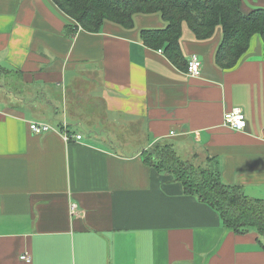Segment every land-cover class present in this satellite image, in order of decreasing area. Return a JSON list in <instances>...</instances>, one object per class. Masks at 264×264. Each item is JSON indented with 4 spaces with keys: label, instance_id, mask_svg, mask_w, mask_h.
I'll list each match as a JSON object with an SVG mask.
<instances>
[{
    "label": "crops",
    "instance_id": "crops-1",
    "mask_svg": "<svg viewBox=\"0 0 264 264\" xmlns=\"http://www.w3.org/2000/svg\"><path fill=\"white\" fill-rule=\"evenodd\" d=\"M241 3L245 14L264 9ZM70 23L52 0H0V264H264L256 231L226 228L141 154L159 141L199 151L220 162L225 183L264 200L261 37L224 70L222 29L202 40L185 23V60L202 62L190 77L142 40L167 26L160 15L73 37ZM235 108L245 131L224 124ZM33 121L82 139L36 135Z\"/></svg>",
    "mask_w": 264,
    "mask_h": 264
},
{
    "label": "trees",
    "instance_id": "trees-1",
    "mask_svg": "<svg viewBox=\"0 0 264 264\" xmlns=\"http://www.w3.org/2000/svg\"><path fill=\"white\" fill-rule=\"evenodd\" d=\"M52 1L72 20L66 28L70 37L79 30L97 33L106 22L131 29L138 15H160L167 26L143 30L142 40L147 46L162 50L173 64L186 71L188 62L181 49L185 23L202 40L212 38L218 28L222 29L223 39L216 62L224 70L238 64L256 36L261 37L264 44V9L245 14L241 0ZM2 70L0 66V73ZM61 127L64 132L62 124ZM67 134L71 140L75 137L72 131ZM141 154L149 168L179 184L184 195L197 197L217 211L226 228L239 235L256 231L258 245L264 252V200L247 196L239 185L225 183L218 160L205 157L199 151L182 156L173 144L164 141L154 143Z\"/></svg>",
    "mask_w": 264,
    "mask_h": 264
},
{
    "label": "built area",
    "instance_id": "built-area-1",
    "mask_svg": "<svg viewBox=\"0 0 264 264\" xmlns=\"http://www.w3.org/2000/svg\"><path fill=\"white\" fill-rule=\"evenodd\" d=\"M162 52V51H161ZM201 69H202V62L200 60V58L197 55H193L189 62H188V70H187V74L190 77H197L201 75ZM224 124L225 126L229 127L230 129L235 130V131H245L248 123H247V119L246 116L244 114V112L239 109V108H235L227 113H225L224 115ZM31 131L36 134V135H42L44 133H48V132H53V131H60L59 129L52 127L49 124H45V123H40V122H36L33 121L30 123L29 125ZM66 126V125H65ZM60 133L63 135V137L65 138V140L67 142H69L70 136L67 134V132H61ZM76 140H80L82 139V135H74ZM76 207L73 205L71 210H75ZM22 260H24L25 262H31V257L28 254H24L21 257Z\"/></svg>",
    "mask_w": 264,
    "mask_h": 264
},
{
    "label": "rangeland",
    "instance_id": "rangeland-1",
    "mask_svg": "<svg viewBox=\"0 0 264 264\" xmlns=\"http://www.w3.org/2000/svg\"><path fill=\"white\" fill-rule=\"evenodd\" d=\"M73 127L76 129V130H81L82 132H84V133H88L89 132V130H86V128H84V127H81V126H72V129H73ZM202 157L204 158V156L202 155Z\"/></svg>",
    "mask_w": 264,
    "mask_h": 264
}]
</instances>
